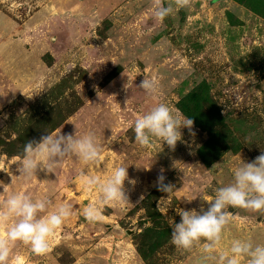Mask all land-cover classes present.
Here are the masks:
<instances>
[{"label":"rangeland","instance_id":"rangeland-1","mask_svg":"<svg viewBox=\"0 0 264 264\" xmlns=\"http://www.w3.org/2000/svg\"><path fill=\"white\" fill-rule=\"evenodd\" d=\"M144 78L158 82V94L138 87ZM158 103L193 119L174 150L135 141V118ZM89 129L98 162L69 156L55 173L17 176L26 142ZM262 151L264 0H189L163 21L152 17L151 0H0V202L27 192L73 213L45 254L17 241L9 264H217L202 258L204 241L178 250L169 224L182 210H207L204 199ZM119 165L134 180H125L128 200L87 221L80 213L98 193L82 188L81 174L103 177ZM161 169L169 192L156 186ZM226 212L217 255L236 239L264 244V211Z\"/></svg>","mask_w":264,"mask_h":264},{"label":"clouds","instance_id":"clouds-1","mask_svg":"<svg viewBox=\"0 0 264 264\" xmlns=\"http://www.w3.org/2000/svg\"><path fill=\"white\" fill-rule=\"evenodd\" d=\"M189 0H151L152 17L163 21L175 10L186 7ZM129 77V76H128ZM133 84L129 77L123 85L127 90ZM140 89L149 95L159 93L158 82L144 78ZM235 100L239 101L236 96ZM193 119H183L173 114L165 103H158L148 111L138 115L132 130L135 141L141 147H151L154 139L166 143L174 150L177 141L182 140L181 128L187 127L192 132ZM116 139L108 137L110 143ZM72 157L83 165L96 163L101 159V145L94 130L77 134L48 132L40 139L31 140L24 144L22 157L17 163V176L30 178L36 175L37 169L44 172H54L66 157ZM128 167L123 165L112 167L103 177L96 175L80 176L82 188L98 193V199L84 207L80 215L89 222L103 220L102 209L105 206H116L128 200L125 191V180L129 184L134 180L128 176ZM158 174L156 186L158 190L169 192L171 184H165V176ZM4 190V185H3ZM188 202L194 198L185 197ZM205 201L210 202L207 210L201 206L195 209L182 210L179 222H170L172 227L171 243L178 250H191L194 245L204 241L202 253L205 261L215 259L217 264H264V244L253 243L251 240H233L227 251L217 250L222 240L225 226L230 217L226 210L244 208L254 212L264 211V151L251 162H243L232 170V181L225 186L215 189L214 196ZM47 196L33 197L27 192H12L0 202V264H9L12 246L20 241L30 247L34 254H45L49 250V238L73 214L72 205L63 202L51 206Z\"/></svg>","mask_w":264,"mask_h":264},{"label":"bare ground","instance_id":"bare-ground-1","mask_svg":"<svg viewBox=\"0 0 264 264\" xmlns=\"http://www.w3.org/2000/svg\"><path fill=\"white\" fill-rule=\"evenodd\" d=\"M21 258V257H20ZM18 261V260H17Z\"/></svg>","mask_w":264,"mask_h":264}]
</instances>
